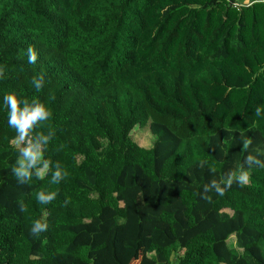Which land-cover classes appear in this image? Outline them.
Segmentation results:
<instances>
[{
    "label": "trees",
    "instance_id": "trees-1",
    "mask_svg": "<svg viewBox=\"0 0 264 264\" xmlns=\"http://www.w3.org/2000/svg\"><path fill=\"white\" fill-rule=\"evenodd\" d=\"M0 68V264H264V0H0ZM12 93L53 113L42 180L12 171Z\"/></svg>",
    "mask_w": 264,
    "mask_h": 264
},
{
    "label": "clouds",
    "instance_id": "clouds-1",
    "mask_svg": "<svg viewBox=\"0 0 264 264\" xmlns=\"http://www.w3.org/2000/svg\"><path fill=\"white\" fill-rule=\"evenodd\" d=\"M37 61V55L35 51L29 47L28 48V63L35 64ZM3 69L0 68V78H3ZM44 76L41 74L39 78L33 77L32 84L36 91L39 92L44 85ZM3 103L8 110V125L10 128L15 130V137L11 140V143L18 147L19 158L17 160L16 166L12 169L17 180L23 183H29L33 174L37 179H44L49 170L50 162L44 160V152L42 149L47 146L50 140L55 135V131H50L48 135H37L33 138V130L37 125L42 122H46L51 119L53 113L51 110L42 103L39 99L33 98L31 102L28 99L18 97L15 93L5 95L3 97ZM261 109H256V116H260ZM244 150H247L251 141L244 140ZM246 163L251 165L253 162L264 167V162L256 160L252 155H248L246 158ZM203 167V163L200 165ZM68 176L66 171L61 170L59 167L52 173V184H58L61 180H64ZM250 171L244 170L242 166L238 168L237 171H233L228 175L227 180L217 182L216 179H212L210 184L205 185L203 192L201 193V198L211 201V196L208 195L215 190V193L219 196H223L225 192L231 188L233 181H237L241 187L246 186L250 182ZM223 183L224 187L220 184ZM58 193L56 192H46L44 190L39 191L36 194V200L41 205H48L52 203ZM69 203L65 200V204ZM20 211L26 212L27 206L20 203ZM49 225L46 220H35L30 229V235L39 237L42 232L47 231Z\"/></svg>",
    "mask_w": 264,
    "mask_h": 264
},
{
    "label": "rangeland",
    "instance_id": "rangeland-1",
    "mask_svg": "<svg viewBox=\"0 0 264 264\" xmlns=\"http://www.w3.org/2000/svg\"><path fill=\"white\" fill-rule=\"evenodd\" d=\"M133 138L139 146H141L143 148H147V149L151 148L153 146L154 141H155V137L151 135V133L149 132L146 125L136 129L133 132ZM229 245L231 248L234 247L233 238L230 239ZM234 251L240 252V250L236 249V247H235ZM144 256H145V254H143V252L138 254V257H140V258H142ZM132 264H138V263L133 261Z\"/></svg>",
    "mask_w": 264,
    "mask_h": 264
}]
</instances>
